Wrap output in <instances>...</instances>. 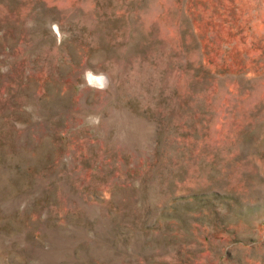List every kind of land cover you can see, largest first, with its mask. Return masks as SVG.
<instances>
[{"label":"rangeland","instance_id":"1","mask_svg":"<svg viewBox=\"0 0 264 264\" xmlns=\"http://www.w3.org/2000/svg\"><path fill=\"white\" fill-rule=\"evenodd\" d=\"M0 264H264V0H0Z\"/></svg>","mask_w":264,"mask_h":264},{"label":"clouds","instance_id":"2","mask_svg":"<svg viewBox=\"0 0 264 264\" xmlns=\"http://www.w3.org/2000/svg\"><path fill=\"white\" fill-rule=\"evenodd\" d=\"M53 29L54 30L56 29L55 25H53ZM83 79H84V82L87 86L98 89V90L105 89L109 84V80H108L107 75L105 73H102V72L101 73H94L91 70H87L83 74ZM99 119L100 118L97 116H90L88 118V120L91 123H96V124L99 123Z\"/></svg>","mask_w":264,"mask_h":264}]
</instances>
